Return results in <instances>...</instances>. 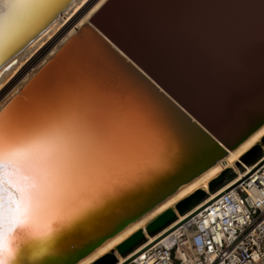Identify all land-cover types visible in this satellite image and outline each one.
Returning <instances> with one entry per match:
<instances>
[{
	"label": "water",
	"instance_id": "1",
	"mask_svg": "<svg viewBox=\"0 0 264 264\" xmlns=\"http://www.w3.org/2000/svg\"><path fill=\"white\" fill-rule=\"evenodd\" d=\"M70 1L51 0V19L0 67ZM76 88L103 89L133 107L152 126L146 147L57 234L49 255L33 259L38 249L22 247L14 264H74L264 123V0H105L0 110L21 100L55 104ZM222 176L209 182L210 190ZM205 194L195 190L178 212ZM174 219L166 209L145 232L153 235ZM143 241L138 229L114 250L125 256ZM115 261L110 250L91 264Z\"/></svg>",
	"mask_w": 264,
	"mask_h": 264
},
{
	"label": "snow or ice",
	"instance_id": "2",
	"mask_svg": "<svg viewBox=\"0 0 264 264\" xmlns=\"http://www.w3.org/2000/svg\"><path fill=\"white\" fill-rule=\"evenodd\" d=\"M50 4L0 0V62L51 19ZM151 127L103 89L76 88L55 104L21 100L0 110V264L13 241L38 249L33 259L49 255L57 234L139 157ZM36 231L47 239L36 244Z\"/></svg>",
	"mask_w": 264,
	"mask_h": 264
},
{
	"label": "built area",
	"instance_id": "3",
	"mask_svg": "<svg viewBox=\"0 0 264 264\" xmlns=\"http://www.w3.org/2000/svg\"><path fill=\"white\" fill-rule=\"evenodd\" d=\"M243 176L123 264H264V151ZM208 195V193H206Z\"/></svg>",
	"mask_w": 264,
	"mask_h": 264
},
{
	"label": "bare ground",
	"instance_id": "4",
	"mask_svg": "<svg viewBox=\"0 0 264 264\" xmlns=\"http://www.w3.org/2000/svg\"><path fill=\"white\" fill-rule=\"evenodd\" d=\"M105 0H95V3L91 7L88 5L91 0H71L68 5L62 10L60 14L56 16L47 26L36 35L28 44L25 45L22 50L13 56L12 62L2 64L0 67V108L10 99V97L20 88V86L28 80L30 76L36 71L41 64H43L56 50L57 48L78 28L81 24L87 23L90 15L104 2ZM9 63V65H7ZM264 143V123L254 130L248 137L240 142L236 147L226 150V153L219 158L214 164L200 172L197 176L193 177L188 182H185L178 186V188L163 201L155 205L153 208L142 214L134 221L128 223L121 230L102 241L98 246L91 250L84 257L80 258L74 264H91L96 259L102 256L110 250H112L115 258L120 256L114 247L122 242L125 238L130 236L133 232L140 229L143 236L147 235L144 226L152 221L158 214L162 213L166 209L175 215H185L178 221L175 219L167 226L162 228L157 233L153 234L155 237L152 240L142 243L140 246H136L131 250L129 255L122 256L124 259L117 264H123L126 260L134 257L138 254L145 246L151 244L154 240L161 237L173 226H176L185 218L191 216L200 210L203 206L208 204L210 201L215 199L221 192L227 190L230 186L239 181L243 176L235 177L232 181L226 185H222L217 193L210 196L208 199L204 197L196 205L205 201L199 205V207L192 208L193 210L187 214V212L180 214L176 208V205L181 202L185 197L189 196L195 190L200 189L204 193H214L210 191L209 182L217 179L219 176L224 175L225 172L234 171L238 167L242 160L249 158L256 151H258ZM264 151V150H263ZM253 164L251 167L248 166L247 170L254 168ZM216 182L212 185V187ZM209 196V194L207 195ZM195 207V208H194ZM133 251V252H132ZM132 252V253H131ZM116 264V261L115 263Z\"/></svg>",
	"mask_w": 264,
	"mask_h": 264
},
{
	"label": "rangeland",
	"instance_id": "5",
	"mask_svg": "<svg viewBox=\"0 0 264 264\" xmlns=\"http://www.w3.org/2000/svg\"><path fill=\"white\" fill-rule=\"evenodd\" d=\"M262 145L264 146V143H262ZM261 150H264V147H261L258 151H256V153H254L252 156H250L249 157V159H248V161L249 160H251V158H253L254 156H256V154L258 153V152H261ZM250 165V164H249ZM249 165H247L246 163H241L238 167H236L235 169H234V171H230V172H226L223 176H222V180H221V182L220 183H218L216 186H214L213 188H212V190H210L211 192L212 191H214V190H216L217 188H219V187H221L222 185H224L225 183H227L228 181H230L234 176L235 177H237V175H238V177L241 175V174H243L242 173V170H243V168H242V166H245V168H248V166ZM219 190H217L216 192H214V193H208L209 194V196H207L206 194H205V197H206V199H208L210 196H212V195H214L215 193H217ZM205 199V200H206ZM204 200V201H205ZM203 201V202H204ZM203 202H201L199 205H201ZM199 205H197L196 207H199ZM193 207V206H192ZM191 207V208H192ZM195 208V207H194ZM193 210V208L187 213V214H189L191 211ZM188 211V210H187ZM186 211V212H187ZM185 213V212H184ZM186 215V214H185ZM185 215H176V217H175V221H178L180 218H182L183 216H185ZM153 237H155V235H145L144 236V241L142 242V243H145V242H148V241H150V240H152V238ZM141 243V244H142ZM141 244H139V245H141ZM138 245V246H139ZM137 246V247H138ZM136 247V248H137ZM135 248V249H136ZM133 250V249H132ZM133 252V251H132ZM131 252V253H132ZM124 259V257H122V256H117L116 257V264L117 263H119L120 261H122Z\"/></svg>",
	"mask_w": 264,
	"mask_h": 264
},
{
	"label": "clouds",
	"instance_id": "6",
	"mask_svg": "<svg viewBox=\"0 0 264 264\" xmlns=\"http://www.w3.org/2000/svg\"><path fill=\"white\" fill-rule=\"evenodd\" d=\"M30 239L34 241L36 244H40L41 242L47 239V235L45 233L36 231L30 236ZM9 248L11 252V257L8 259L7 264H14L15 256L20 252L22 245L13 241L12 244L9 246Z\"/></svg>",
	"mask_w": 264,
	"mask_h": 264
},
{
	"label": "trees",
	"instance_id": "7",
	"mask_svg": "<svg viewBox=\"0 0 264 264\" xmlns=\"http://www.w3.org/2000/svg\"><path fill=\"white\" fill-rule=\"evenodd\" d=\"M250 165H251V164H250ZM250 165H249V166H250ZM234 178H235V176H234L230 181H232ZM230 181H228L227 183H229ZM227 183H225L224 185H226ZM224 185H223V186H224ZM223 186H222V187H223ZM222 187H220L219 189H221ZM219 189H218V190H219ZM216 191H217V190H216ZM216 191H215V192H216ZM196 206H197V205H196ZM196 206H195V207H196ZM139 246H140V245H139ZM129 254H130V253H129ZM129 254H127V255H129ZM127 255H126V256H127ZM124 257H125V256H124Z\"/></svg>",
	"mask_w": 264,
	"mask_h": 264
}]
</instances>
